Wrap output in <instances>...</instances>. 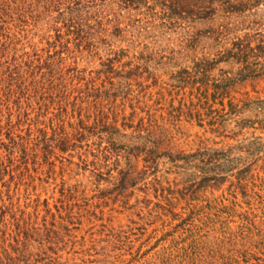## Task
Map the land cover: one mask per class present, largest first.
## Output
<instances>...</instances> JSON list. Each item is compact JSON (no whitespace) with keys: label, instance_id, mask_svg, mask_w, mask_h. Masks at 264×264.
I'll return each instance as SVG.
<instances>
[{"label":"rangeland","instance_id":"374dc122","mask_svg":"<svg viewBox=\"0 0 264 264\" xmlns=\"http://www.w3.org/2000/svg\"><path fill=\"white\" fill-rule=\"evenodd\" d=\"M250 4L173 26L82 1L78 36L66 3L4 19L0 63L62 59L101 90L103 119L45 120L34 148L44 125L0 100V237L19 220L33 264H264V0Z\"/></svg>","mask_w":264,"mask_h":264},{"label":"trees","instance_id":"16d2710c","mask_svg":"<svg viewBox=\"0 0 264 264\" xmlns=\"http://www.w3.org/2000/svg\"><path fill=\"white\" fill-rule=\"evenodd\" d=\"M82 1L97 2V0H0V24L5 25L4 19L13 18L14 15L26 12L32 5L45 4L46 7H55L56 5H68L66 13L59 12V17L64 18L68 34L78 36L82 25L79 20L80 12L84 10ZM105 1V0H100ZM117 2L124 9L140 10L145 8L149 17H159L173 24L179 23V20L196 21L208 20L213 18L217 12L226 15L242 14L252 6L251 0H112ZM17 4V5H16ZM71 4V5H70ZM15 5V6H14ZM82 6V7H81ZM44 7V6H42ZM59 11V10H58ZM23 15V14H22ZM4 45V44H3ZM235 54L241 53L239 47L241 43H235ZM234 54V56H235ZM57 55V54H56ZM227 55H232L228 52ZM51 56L41 59L35 55V58H27L17 61L12 57L8 61L0 63V100L1 105L15 97V103L23 99L25 101L26 111L31 110L34 113L33 120L37 124L44 125L43 128H37L39 132L33 140L34 148L45 145L47 141L42 138V133L47 125L55 134L63 131L64 125L68 120H76L77 127L85 129V123L93 116L94 123L102 122V109L98 100L101 97V90L88 81L82 83L74 74L73 70L67 69L65 72L59 69V63L62 59L51 61ZM73 72V73H72ZM77 79V83L71 82ZM92 98L90 104L85 107L83 104ZM33 103V104H32ZM20 108V107H19ZM53 110V111H50ZM50 114V116H46ZM26 114L25 118L27 119ZM71 124V123H70ZM63 133V132H60ZM44 135V134H43ZM41 137V138H40ZM57 141V140H56ZM62 144L61 151L66 149L67 138H60L58 141ZM57 142V143H58ZM13 143V142H12ZM20 145V144H18ZM23 146V143L21 144ZM42 149V147H41ZM25 155V149L23 148ZM25 225H27L25 223ZM16 229L8 238H4L5 232L0 238V264H33L30 261L31 255L26 252L28 249V236L23 226H19V220L15 223ZM25 227V226H24ZM10 241L7 247L5 241ZM13 241V243H11Z\"/></svg>","mask_w":264,"mask_h":264}]
</instances>
